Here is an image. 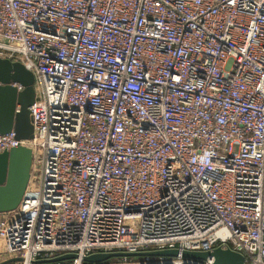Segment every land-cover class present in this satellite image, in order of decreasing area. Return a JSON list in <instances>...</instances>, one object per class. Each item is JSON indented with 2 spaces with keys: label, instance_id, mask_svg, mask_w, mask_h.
I'll return each mask as SVG.
<instances>
[{
  "label": "built area",
  "instance_id": "obj_1",
  "mask_svg": "<svg viewBox=\"0 0 264 264\" xmlns=\"http://www.w3.org/2000/svg\"><path fill=\"white\" fill-rule=\"evenodd\" d=\"M0 58L39 83L0 264H264V0H0Z\"/></svg>",
  "mask_w": 264,
  "mask_h": 264
},
{
  "label": "water",
  "instance_id": "obj_2",
  "mask_svg": "<svg viewBox=\"0 0 264 264\" xmlns=\"http://www.w3.org/2000/svg\"><path fill=\"white\" fill-rule=\"evenodd\" d=\"M34 74L26 69L21 62L0 58V134L11 130L17 139H31L33 127L29 116V105L35 99ZM14 83L22 86L17 90ZM32 165V150L23 145L12 147L0 152V213L8 212L17 207L28 185ZM168 256L176 257V249H164L146 252H107L94 253L85 260L88 262H102L111 257L132 256ZM185 259L206 260L213 258V264H244L241 253L229 248L215 247L213 250L182 251ZM75 254L58 256L51 260H38L36 263L71 259Z\"/></svg>",
  "mask_w": 264,
  "mask_h": 264
},
{
  "label": "rangeland",
  "instance_id": "obj_3",
  "mask_svg": "<svg viewBox=\"0 0 264 264\" xmlns=\"http://www.w3.org/2000/svg\"><path fill=\"white\" fill-rule=\"evenodd\" d=\"M34 89H35V92H36V94L38 95V91H39V83H38V81L37 80H35L34 81ZM37 179V178H36ZM32 181H33V179H32ZM15 212H16V210H14L13 212H12V214H15ZM3 254H2V258H6V256L8 255V252H7V249L6 248H4L3 249ZM133 257V259H141L142 258V256H132ZM152 258H157V257H154V256H152ZM120 259V258H119Z\"/></svg>",
  "mask_w": 264,
  "mask_h": 264
},
{
  "label": "trees",
  "instance_id": "obj_4",
  "mask_svg": "<svg viewBox=\"0 0 264 264\" xmlns=\"http://www.w3.org/2000/svg\"><path fill=\"white\" fill-rule=\"evenodd\" d=\"M119 258L120 257H111L108 260L104 261V263H106V262H108V263L114 262V261L118 260ZM128 259H133V257H128Z\"/></svg>",
  "mask_w": 264,
  "mask_h": 264
}]
</instances>
